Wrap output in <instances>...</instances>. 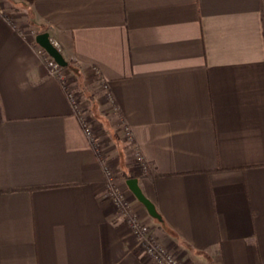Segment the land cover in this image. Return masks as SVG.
Masks as SVG:
<instances>
[{"label":"crops","instance_id":"crops-1","mask_svg":"<svg viewBox=\"0 0 264 264\" xmlns=\"http://www.w3.org/2000/svg\"><path fill=\"white\" fill-rule=\"evenodd\" d=\"M22 2L0 0V264H154L36 38L8 18L70 64L106 160L156 206L161 219L127 186L151 233L185 264H264V0ZM125 126L160 177L133 167Z\"/></svg>","mask_w":264,"mask_h":264},{"label":"built area","instance_id":"built-area-1","mask_svg":"<svg viewBox=\"0 0 264 264\" xmlns=\"http://www.w3.org/2000/svg\"><path fill=\"white\" fill-rule=\"evenodd\" d=\"M8 20L23 37L35 39L38 36L34 30L17 24L12 18H8ZM37 53L42 60V64L47 68L49 75L63 88L75 116L79 119L91 148L104 169L107 178L105 197L134 235L137 253L144 255L145 258L150 259L154 264H185L177 254L171 252L155 234L144 226L138 211L132 207L127 198V184L119 181L114 168L106 160V142L95 130L87 108L76 92L71 76L44 49L39 47ZM103 92L104 100L113 105L114 98L107 85H103ZM122 131L124 143L129 148L128 156L130 162L140 174L147 175L150 171V166L136 146L133 132L128 126H125Z\"/></svg>","mask_w":264,"mask_h":264},{"label":"water","instance_id":"water-1","mask_svg":"<svg viewBox=\"0 0 264 264\" xmlns=\"http://www.w3.org/2000/svg\"><path fill=\"white\" fill-rule=\"evenodd\" d=\"M36 43L42 49H44L62 68H67L69 66V63L64 58L63 54L51 41L49 33L39 34L36 37ZM126 183L130 191L133 193L136 199L146 208L150 216L155 219H161L157 212L155 204L145 196L142 189L140 188L139 180L131 179L126 181Z\"/></svg>","mask_w":264,"mask_h":264},{"label":"trees","instance_id":"trees-1","mask_svg":"<svg viewBox=\"0 0 264 264\" xmlns=\"http://www.w3.org/2000/svg\"><path fill=\"white\" fill-rule=\"evenodd\" d=\"M21 1H25L27 4L32 5L33 4V0H21ZM35 46L38 47V44L35 42ZM39 48V47H38ZM68 69H70V64L67 68H64L65 71H67ZM128 146L126 147V151L128 152ZM145 177H149L151 179H154L156 177H160V175L154 174V173H149L147 175H144ZM136 178L135 174L133 172H129V173H123L122 174V179L126 182L128 180L134 179Z\"/></svg>","mask_w":264,"mask_h":264},{"label":"rangeland","instance_id":"rangeland-1","mask_svg":"<svg viewBox=\"0 0 264 264\" xmlns=\"http://www.w3.org/2000/svg\"><path fill=\"white\" fill-rule=\"evenodd\" d=\"M8 2L11 4V5H13V6H19V5H24V3L21 1V0H8ZM90 91V96H92V97H95V94H97L94 90H89ZM92 91H94L93 93H91ZM76 92H78L77 90H76ZM81 95V94H80ZM78 96H79V94H78ZM98 96V95H97ZM80 97V96H79ZM96 101V100H95ZM83 102V101H82ZM84 103V105H86V103L85 102H83ZM87 108V107H86ZM105 123H106V121H105ZM127 154H128V152H127ZM129 155V154H128ZM129 157V156H128ZM123 159H124V156H123Z\"/></svg>","mask_w":264,"mask_h":264},{"label":"flooded vegetation","instance_id":"flooded-vegetation-1","mask_svg":"<svg viewBox=\"0 0 264 264\" xmlns=\"http://www.w3.org/2000/svg\"><path fill=\"white\" fill-rule=\"evenodd\" d=\"M150 173V171L147 173V174H149ZM118 176V175H117ZM127 184V183H126Z\"/></svg>","mask_w":264,"mask_h":264}]
</instances>
